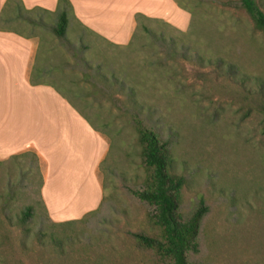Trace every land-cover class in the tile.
Returning a JSON list of instances; mask_svg holds the SVG:
<instances>
[{
    "label": "rangeland",
    "instance_id": "374dc122",
    "mask_svg": "<svg viewBox=\"0 0 264 264\" xmlns=\"http://www.w3.org/2000/svg\"><path fill=\"white\" fill-rule=\"evenodd\" d=\"M177 1L190 15L185 30L140 22L124 47L68 24L69 49L51 32L56 17L41 15L39 31L60 56L91 66L77 74L88 76L92 122L110 144L103 198L93 214L58 226L41 202L33 156L0 162V264H169L134 239L158 233L153 208L133 194L145 176L137 123L166 144L185 180L180 214L207 208L189 262L264 264V37L240 0ZM255 1L264 13V0Z\"/></svg>",
    "mask_w": 264,
    "mask_h": 264
},
{
    "label": "crops",
    "instance_id": "0c3cea01",
    "mask_svg": "<svg viewBox=\"0 0 264 264\" xmlns=\"http://www.w3.org/2000/svg\"><path fill=\"white\" fill-rule=\"evenodd\" d=\"M6 1L0 0L3 17ZM18 1L23 11H45L38 13L40 18L55 16L58 3ZM67 1L73 28L114 47L128 45L140 22H160L179 30L190 22L188 11L176 0ZM1 24L5 30H0V162L34 156L40 199L50 222L78 221L102 204L99 169L110 148L108 138L92 122L99 115L88 101V76L77 74L91 66L75 55L71 60L60 56V46L39 31L45 24L19 23L9 30L8 24ZM64 43L69 49L73 46Z\"/></svg>",
    "mask_w": 264,
    "mask_h": 264
},
{
    "label": "trees",
    "instance_id": "16d2710c",
    "mask_svg": "<svg viewBox=\"0 0 264 264\" xmlns=\"http://www.w3.org/2000/svg\"><path fill=\"white\" fill-rule=\"evenodd\" d=\"M177 3L180 5L178 1ZM240 3L252 19L255 29L261 32L264 37V13L260 10L256 1L240 0ZM4 12L7 14L4 17L3 15L0 16V30H5L1 23L8 24V30L15 24L19 25V23L27 26H44L45 24L38 15L39 12L43 13L45 11L39 9H34L32 12L23 11L22 5L18 0H7ZM53 15H55L57 21L55 25L50 27L51 32L57 39L67 41L66 30L69 24L68 18L71 15L70 3L67 0H58L56 11ZM143 30L147 31L145 27H143ZM14 32L17 34L21 33L17 30ZM135 130L139 157L145 176L142 181L143 188L133 192V194L138 200L147 203L153 208L154 213L151 217V222L158 233L153 237L135 234L134 239L140 246L152 251L160 261H165L169 264H191L188 256L198 252L200 225L207 213V208L203 202H200L189 217L184 218L180 214V192L185 180L172 172V159L166 144L162 143L154 132L141 123H137ZM33 158L36 162V158L34 156ZM30 211L31 209L28 208L23 213V217L29 218ZM94 212L96 211L88 214H93ZM74 222L56 225L70 226Z\"/></svg>",
    "mask_w": 264,
    "mask_h": 264
}]
</instances>
